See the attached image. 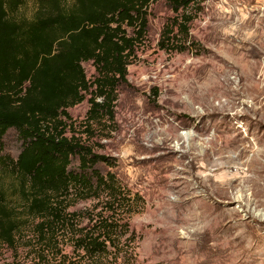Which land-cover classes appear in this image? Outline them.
I'll return each mask as SVG.
<instances>
[{"label":"rangeland","instance_id":"1","mask_svg":"<svg viewBox=\"0 0 264 264\" xmlns=\"http://www.w3.org/2000/svg\"><path fill=\"white\" fill-rule=\"evenodd\" d=\"M35 10L28 3L19 13L32 18ZM191 11L189 49L176 52L160 47L171 7L165 0L151 5L147 34L118 90L114 123L86 133L89 103L69 109V136L109 158L113 166L103 171L116 175L127 197L139 196L138 211L123 214L135 233V257L113 264H264V0H200ZM83 66L93 79V65ZM20 151L11 131L4 153L16 158ZM223 164L239 169L244 185L230 202L212 191ZM1 184L15 213H28L18 180L5 173ZM64 201L67 213L108 212L102 198L72 192ZM38 223L26 220L16 250L0 244V264L31 263L40 247ZM58 241L70 257L65 264H79L70 239ZM216 246L226 247V258ZM61 256L50 254L54 264Z\"/></svg>","mask_w":264,"mask_h":264},{"label":"trees","instance_id":"2","mask_svg":"<svg viewBox=\"0 0 264 264\" xmlns=\"http://www.w3.org/2000/svg\"><path fill=\"white\" fill-rule=\"evenodd\" d=\"M156 1L0 0V244L16 250L26 220H39L40 247L30 264H54L55 252L62 254L58 264H65L70 257L58 248L65 238L79 264L135 257V233L123 214L138 211L139 196L127 197L116 175L103 171L101 166H113L109 158L69 136V109L89 103L86 133L115 122L118 90L128 82ZM199 1L165 0L174 16L164 26L162 49H189L191 10ZM28 3L36 5L32 18L19 13ZM85 63L93 65V79ZM11 131L21 142L16 158L4 153ZM5 173L18 180L28 213H15L9 205L1 184ZM72 192L77 199L102 198L109 213H67L64 199Z\"/></svg>","mask_w":264,"mask_h":264},{"label":"bare ground","instance_id":"3","mask_svg":"<svg viewBox=\"0 0 264 264\" xmlns=\"http://www.w3.org/2000/svg\"><path fill=\"white\" fill-rule=\"evenodd\" d=\"M246 152H247L246 150H242V152L240 153L239 157H244ZM225 162H226V160H225ZM252 162H253V160H252ZM239 173H240L239 169H237L235 171L234 170L232 171L230 169V166H228V164H225V165L223 164L221 166H218L217 170L214 171V175L212 174L213 176L211 178V180L215 179L216 177L221 179V182H215V181L212 182L211 181L212 182L211 185H212V188H213L212 191H213L214 197L215 198H219V199L224 200V201H227V202H230L231 200H233L234 199V192L236 191V189L244 188L243 183H240V181L237 178ZM216 248H217V251L219 252V254L222 255V258H224V257L226 258L227 257L228 254H227L226 247L216 246L214 250H216Z\"/></svg>","mask_w":264,"mask_h":264}]
</instances>
